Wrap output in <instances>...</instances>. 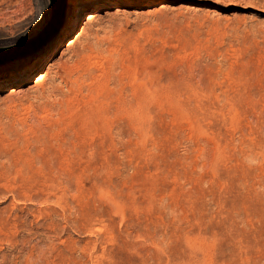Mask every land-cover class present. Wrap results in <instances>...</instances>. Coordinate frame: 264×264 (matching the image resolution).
<instances>
[{"label":"rangeland","instance_id":"1","mask_svg":"<svg viewBox=\"0 0 264 264\" xmlns=\"http://www.w3.org/2000/svg\"><path fill=\"white\" fill-rule=\"evenodd\" d=\"M0 0V264H264V0Z\"/></svg>","mask_w":264,"mask_h":264},{"label":"water","instance_id":"2","mask_svg":"<svg viewBox=\"0 0 264 264\" xmlns=\"http://www.w3.org/2000/svg\"><path fill=\"white\" fill-rule=\"evenodd\" d=\"M53 14L60 12L63 14L66 0H50Z\"/></svg>","mask_w":264,"mask_h":264},{"label":"bare ground","instance_id":"3","mask_svg":"<svg viewBox=\"0 0 264 264\" xmlns=\"http://www.w3.org/2000/svg\"><path fill=\"white\" fill-rule=\"evenodd\" d=\"M68 4L71 6V11L75 6V1L74 0H68Z\"/></svg>","mask_w":264,"mask_h":264},{"label":"snow or ice","instance_id":"4","mask_svg":"<svg viewBox=\"0 0 264 264\" xmlns=\"http://www.w3.org/2000/svg\"><path fill=\"white\" fill-rule=\"evenodd\" d=\"M2 91H6V89L3 88V85L2 84H0V92H2Z\"/></svg>","mask_w":264,"mask_h":264}]
</instances>
